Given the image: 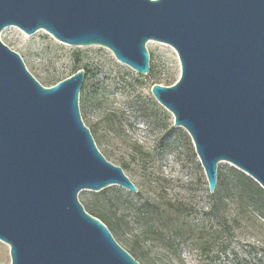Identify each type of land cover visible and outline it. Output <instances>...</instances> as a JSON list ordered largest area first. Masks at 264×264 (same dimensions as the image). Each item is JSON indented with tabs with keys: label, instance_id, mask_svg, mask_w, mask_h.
<instances>
[{
	"label": "water",
	"instance_id": "water-1",
	"mask_svg": "<svg viewBox=\"0 0 264 264\" xmlns=\"http://www.w3.org/2000/svg\"><path fill=\"white\" fill-rule=\"evenodd\" d=\"M7 26L105 47L142 75L146 44L170 45L179 77L151 93L190 137L209 192L219 162L264 189V0H0V33ZM84 76L44 86L0 39V240L10 264H140L77 198L112 185L137 192L81 119Z\"/></svg>",
	"mask_w": 264,
	"mask_h": 264
},
{
	"label": "rangeland",
	"instance_id": "rangeland-1",
	"mask_svg": "<svg viewBox=\"0 0 264 264\" xmlns=\"http://www.w3.org/2000/svg\"><path fill=\"white\" fill-rule=\"evenodd\" d=\"M0 39L21 56L27 70L44 86L83 70L78 109L98 150L122 168L143 196L161 193L165 201L188 203L185 221L192 231L187 240L172 247L140 241L145 254L142 259L135 257L140 264H264V221L263 225L253 223L247 214L232 226L230 236L222 235L206 251L197 240L199 228H203L201 242L209 241L211 234L219 233L222 219L231 224L241 211L228 192L224 203L210 210L206 176L190 137L174 125L171 113L151 93L153 84L168 86L179 77V60L170 45L158 41L146 44L152 72L142 75L117 61L105 47L69 45L44 30L26 34L16 26H7ZM231 167L228 162L218 163L216 188L231 179ZM127 193L133 192L112 185L98 192L81 190L77 198L86 210L89 203L102 207L104 201ZM123 206L117 204L114 210L119 207L121 215ZM125 213L127 219L133 216L131 211ZM108 228L116 242L133 254L129 232L119 236ZM221 244H227L226 252L220 250ZM0 264H10L8 245L1 240Z\"/></svg>",
	"mask_w": 264,
	"mask_h": 264
},
{
	"label": "trees",
	"instance_id": "trees-1",
	"mask_svg": "<svg viewBox=\"0 0 264 264\" xmlns=\"http://www.w3.org/2000/svg\"><path fill=\"white\" fill-rule=\"evenodd\" d=\"M149 69V73H151ZM61 79L54 81L55 84ZM191 146V145H190ZM192 148V147H191ZM231 179L223 187L219 184L214 189L213 193H210L208 187L209 208L210 210H216L224 203L225 192L231 196V199L238 204L241 214L236 216L231 224H228L225 219L219 222L221 227L219 233L211 234L209 241L201 240L204 238L202 231L203 228L198 229L200 245L202 249L206 251L209 247L216 244L218 239L222 235H231L232 226L238 224L244 216L249 218V221L256 223L259 222L263 225L264 221V189L259 186L252 178L239 171L238 169L231 167L230 169ZM230 192V193H229ZM164 194L143 196L141 191L135 193H127L124 197L111 201L108 199L104 201L102 207L97 206L94 203L87 204L86 211L100 219L107 227H110L119 236H123L127 231L129 237V249L133 253L134 258H144L145 254L142 253L139 248L140 241L158 242L163 246H173L176 243H184L189 233H191V225L186 219V214L190 210L189 205L183 200L165 201ZM124 205L123 213L119 215L117 212L119 207L114 210L116 205ZM131 211L133 216L127 219L128 215L126 211ZM131 216V215H130ZM216 217V216H215ZM109 229V228H108ZM227 244H221L220 250L226 252Z\"/></svg>",
	"mask_w": 264,
	"mask_h": 264
}]
</instances>
